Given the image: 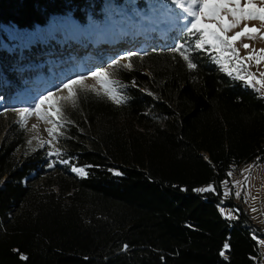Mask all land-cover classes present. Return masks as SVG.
<instances>
[{
  "label": "trees",
  "instance_id": "trees-1",
  "mask_svg": "<svg viewBox=\"0 0 264 264\" xmlns=\"http://www.w3.org/2000/svg\"><path fill=\"white\" fill-rule=\"evenodd\" d=\"M103 2L0 0V23L33 29L69 15L83 25ZM169 49L117 71L125 103L87 90L66 111L60 158L91 165L84 178L66 168L45 177L43 151L0 116V264H257L255 224L220 186L264 161V98L203 52L190 70Z\"/></svg>",
  "mask_w": 264,
  "mask_h": 264
},
{
  "label": "rangeland",
  "instance_id": "rangeland-1",
  "mask_svg": "<svg viewBox=\"0 0 264 264\" xmlns=\"http://www.w3.org/2000/svg\"><path fill=\"white\" fill-rule=\"evenodd\" d=\"M105 1L100 19L93 20L90 17L83 25L69 15H54L44 26L33 29H22L14 24L0 23V116L4 121L11 120L25 130L28 149L43 151L45 166L41 173L51 180L63 168L74 176L83 178L85 176L73 172V166L62 163L63 159L60 156H49L48 145L43 148L37 147V140L32 138L39 136L48 139L45 129L50 125L32 115L27 117V123L22 126L17 113L12 109L33 107L39 96L45 95L48 91H55L56 86L66 82L67 79L76 75L87 76L89 71L95 70L96 67L106 68L113 59H119L129 52L136 53L135 56L140 58V55L148 50L168 49L175 44L185 43L187 37L186 29L182 31V26L188 22L185 19L186 13L177 6L176 0H172L173 3L167 0H124L121 4L112 0L111 7H107ZM138 1H142L145 7H140ZM255 2L259 4L260 0ZM244 23L260 27V22L257 20L242 21L237 28L230 30L228 35L239 31ZM133 34L138 35L137 38H133ZM91 37L100 39L96 47L91 44ZM83 38H86V41ZM82 39L85 45L80 48L77 44L83 43ZM187 39L193 40L192 37ZM112 40L114 42H110ZM116 40L118 42H115ZM243 44H249L250 49L245 50ZM185 47H188V44H185ZM235 47L239 50L240 56L245 57L252 49L264 48V39H260L259 35L254 40L244 37L235 42ZM193 52H203L223 75L236 82H242L227 75V72L222 70V66L215 62L211 52L204 50H193ZM132 60L137 62L134 56L131 62ZM246 63L250 65L249 71L260 78V73L264 72V62L259 65L254 61H246ZM118 70H114L115 79H118L116 78ZM86 84L99 88L93 78H89ZM242 85L247 86L245 83ZM249 87L256 91L258 96L264 98L262 95L264 89L259 85ZM85 91L79 92L78 96ZM71 108V104H64L65 113ZM33 125L37 128L33 129ZM30 139H32L31 145L28 144ZM57 146L61 149L58 142ZM49 164L53 167L49 168ZM250 165L252 166L250 171H244ZM230 172L232 175L227 180V189L225 182L220 186L222 194L224 195L227 190L229 194L225 197H232L251 216L256 227L253 237L259 252L257 264H264V243H262L264 242V161L257 164L244 163L231 169ZM33 176L34 173L26 179L30 180ZM237 181L240 183L237 184ZM44 183L45 181H39L38 184L44 187ZM237 192H240L239 197L236 195ZM219 209L221 213L223 209L222 215L227 219L233 217L232 209L226 205H219Z\"/></svg>",
  "mask_w": 264,
  "mask_h": 264
},
{
  "label": "snow or ice",
  "instance_id": "snow-or-ice-1",
  "mask_svg": "<svg viewBox=\"0 0 264 264\" xmlns=\"http://www.w3.org/2000/svg\"><path fill=\"white\" fill-rule=\"evenodd\" d=\"M176 3L183 13H186L185 19L188 21L182 26V31L186 29L187 37H192L193 40L189 41L185 37V43L175 44L169 49L170 52L179 53L190 70L197 67L191 57L193 50L211 52L215 62L220 64L222 70L226 71L229 76H233L234 79L242 81L247 86L256 87L259 85L261 89H264V72H261L260 78H257L249 71L250 65L246 63V61H254L256 65H259L264 62V48L252 49L245 57H241L239 50L235 47V42L244 37L254 40L259 35L260 39H264V0H260L259 4L255 0H176ZM253 20L259 21L260 27L244 23L239 31L228 35L229 31L237 28L242 21ZM185 44H188V47H185ZM242 47L245 50L250 49L249 44H243ZM135 55L137 54L129 52L119 59H113L106 68L96 67L95 70H90L87 76L76 75L74 78L67 79L66 82L56 86L55 91H48L45 95L39 96L33 107L14 108L12 111L17 113L22 126L27 123V117L32 115L50 125L45 129L48 139H42L39 136L32 139L37 140V147L43 148L48 145L47 154L49 156H60L61 149L57 146V142L65 136L63 129L66 124L72 123L65 115L64 104L68 103L75 107L78 93L85 90L94 92L97 96H103L115 104L125 103L127 97L123 90L126 85L114 78L116 74L114 70L131 69V58ZM89 78H93L99 88L86 84ZM32 127L33 129L37 128L36 125ZM32 139L28 141L29 145H31ZM61 162L67 164L68 160H61ZM48 167L51 168L53 165L49 164ZM88 167L91 165L73 166L72 171L86 176ZM251 167L250 165L244 171H250ZM228 175L231 176L232 173L229 172ZM246 179L247 177H245ZM227 187L228 182L225 181V188L227 189ZM194 191L211 192L214 191V188L212 184H209L207 187L197 188ZM228 194L226 190L224 195ZM236 195L239 197L240 192H237ZM221 211L223 213V209ZM224 248H228L227 243Z\"/></svg>",
  "mask_w": 264,
  "mask_h": 264
},
{
  "label": "bare ground",
  "instance_id": "bare-ground-1",
  "mask_svg": "<svg viewBox=\"0 0 264 264\" xmlns=\"http://www.w3.org/2000/svg\"><path fill=\"white\" fill-rule=\"evenodd\" d=\"M105 4H106L107 7H111V6L113 5V1H112V0H106V1H105ZM136 33H137V32H136ZM136 33H135V34H136ZM135 34H133V38H137L138 35H135ZM83 39H84V38H83ZM83 39H82V40H83ZM85 39H86V38H85ZM85 39H84V40H85ZM84 40L82 41L83 43L79 42V43L77 44V46L80 47V48L84 47V45H85V44H84ZM99 40H100V39H98V38H96V37H95V38H94V37H91V44H92L93 46L96 47L97 44L100 42ZM85 41H86V40H85ZM110 42H114V41L112 40V41H110ZM115 42H118V40H116ZM224 73H225V72H224Z\"/></svg>",
  "mask_w": 264,
  "mask_h": 264
},
{
  "label": "built area",
  "instance_id": "built-area-1",
  "mask_svg": "<svg viewBox=\"0 0 264 264\" xmlns=\"http://www.w3.org/2000/svg\"><path fill=\"white\" fill-rule=\"evenodd\" d=\"M228 75V74H227Z\"/></svg>",
  "mask_w": 264,
  "mask_h": 264
}]
</instances>
